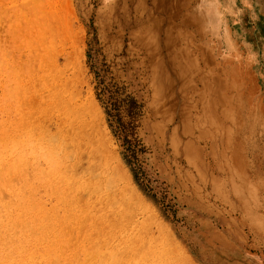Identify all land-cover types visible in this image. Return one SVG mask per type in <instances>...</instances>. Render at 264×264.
I'll return each mask as SVG.
<instances>
[{
	"label": "rangeland",
	"instance_id": "rangeland-1",
	"mask_svg": "<svg viewBox=\"0 0 264 264\" xmlns=\"http://www.w3.org/2000/svg\"><path fill=\"white\" fill-rule=\"evenodd\" d=\"M198 1L0 0V264H264L184 198L166 31L189 54Z\"/></svg>",
	"mask_w": 264,
	"mask_h": 264
},
{
	"label": "crops",
	"instance_id": "crops-1",
	"mask_svg": "<svg viewBox=\"0 0 264 264\" xmlns=\"http://www.w3.org/2000/svg\"><path fill=\"white\" fill-rule=\"evenodd\" d=\"M231 1L225 11L238 29L220 31L207 19L206 30L192 33L185 56L181 35L166 31V70L176 73L177 88L192 82V110L178 117L184 167L193 161L184 198L258 259L264 251V29L244 3ZM157 166L164 181H173L162 162Z\"/></svg>",
	"mask_w": 264,
	"mask_h": 264
},
{
	"label": "bare ground",
	"instance_id": "bare-ground-1",
	"mask_svg": "<svg viewBox=\"0 0 264 264\" xmlns=\"http://www.w3.org/2000/svg\"><path fill=\"white\" fill-rule=\"evenodd\" d=\"M161 1V0H160ZM202 1V3H204V5L205 6H207V9H206V16H207V18H208V20L212 23V25H213V27H215L216 29L218 28V30H220V31H226V32H228V31H230V30H236V29H238V28H235L234 29V27H237V25L236 24H233L232 22H236V20L234 19V16L233 15H231V14H227L226 13V11H225V8L227 7V6H229V3H231L232 1L231 0H201ZM241 2H243V3H245L246 4V6H247V8L249 9V11H250V13H251V15H252V19L253 18H255V17H257L258 16V13H257V11H256V5H255V2H252V1H249V0H240ZM236 2V1H235ZM234 2V3H235ZM233 3V2H232ZM196 5V4H195ZM162 6V5H161ZM154 7V6H153ZM231 7H233V6H231ZM155 11H157V10H155ZM192 11V10H191ZM196 11V10H195ZM157 13V12H156ZM229 13V12H228ZM232 13H233V11H232ZM234 14V13H233ZM151 21H153V22H155L156 23V20L154 19V20H152V17H151V19H150ZM197 20V19H196ZM149 21V20H148ZM226 23H227V26H225L226 25ZM261 24L264 26V19L263 20H261ZM231 27H230V26ZM223 26H225V28H222ZM234 26V27H233ZM202 29V28H201ZM140 30H145V28H141ZM219 31V32H220ZM139 32V31H138ZM141 32V31H140ZM144 35H145V33L143 34V36H141L140 37V39H142V37L144 38V40H145V38L147 37V35H145V37H144ZM238 35V34H237ZM132 36H133V34H132ZM132 36H130V37H132ZM137 37V36H140V34H134V36H133V38L134 37ZM148 38V37H147ZM146 38V39H147ZM138 40V39H137ZM143 40V39H142ZM143 40V41H144ZM233 40V39H232ZM141 41L143 44L144 43H146V41H148V43H149V39H147L146 41ZM140 42V44L141 45H139V46H142L143 44ZM226 43V42H225ZM146 45H148L147 43H146ZM146 45H144V46H146ZM143 46V47H144ZM142 47V48H143ZM147 47V46H146ZM140 48V47H139ZM145 49V48H144ZM168 90V89H167ZM168 92V91H167ZM93 111V110H92ZM160 112H161V110H160ZM90 127H91V130H90V132H89V134H88V136L89 137H91V138H95V142H96V149L99 151L100 150V152H101V143H99V145H97V142H99V140H101L102 142L104 141L103 139H102V137H101V134H100V132H101V130H99V129H97V131H98V135H97V131L96 132H94V129L92 128V125H89ZM102 133V132H101ZM100 134V135H99ZM103 144H105L104 142H103ZM212 238V237H211ZM219 238V237H218Z\"/></svg>",
	"mask_w": 264,
	"mask_h": 264
}]
</instances>
